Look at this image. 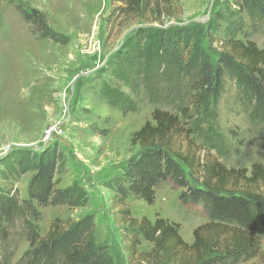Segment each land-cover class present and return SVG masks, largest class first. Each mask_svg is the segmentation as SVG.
<instances>
[{
  "label": "rangeland",
  "instance_id": "rangeland-1",
  "mask_svg": "<svg viewBox=\"0 0 264 264\" xmlns=\"http://www.w3.org/2000/svg\"><path fill=\"white\" fill-rule=\"evenodd\" d=\"M241 1L179 0L180 14L163 26L184 29L170 54L159 47L168 36L141 31L144 24L134 17L110 18L119 5L113 0H0V194L15 189L22 200L29 199L39 158L54 156V187L77 188L81 200L77 206H39V233L46 234L56 218L78 221L91 215L96 244L105 246L116 264H142L130 260L121 240L117 184L128 185L125 164L140 150L131 137L152 121L155 107L190 123L195 143L226 167L250 170L255 161L264 164L258 126L240 105L232 76L224 77L222 93L200 113L193 106L185 118L180 111L190 103L195 75L179 74L174 62L184 69L192 49L204 50L216 62L229 37L264 48V12L241 7ZM29 8L43 12L68 42L40 38L37 25L25 22L20 12ZM125 104L132 110L116 106ZM180 192L168 180L156 189L154 204L133 195L126 203L133 217L154 221L159 215L179 223L184 240L192 236L193 241L194 228L210 218L202 205L182 203ZM30 248L19 237L12 263ZM150 248L141 239L139 251ZM261 253L239 264H264V234Z\"/></svg>",
  "mask_w": 264,
  "mask_h": 264
},
{
  "label": "trees",
  "instance_id": "trees-1",
  "mask_svg": "<svg viewBox=\"0 0 264 264\" xmlns=\"http://www.w3.org/2000/svg\"><path fill=\"white\" fill-rule=\"evenodd\" d=\"M113 1L119 5L110 18L116 14L134 17L144 24L141 31L168 36L159 43L160 48L165 47L161 49L165 52L171 54V47L179 46L174 39L184 34V29L163 28L180 14L179 0ZM240 4L264 12V0H242ZM29 9H20V12L25 22L37 25L40 38L68 42V36L51 27L43 12ZM217 56L214 62L204 50L192 49L189 64L184 69L181 63L174 62L179 74L195 75L190 103L180 111L185 118L190 117L193 106L194 111L200 113L210 101L218 99L224 88V77L230 75L236 81L240 105L247 107L250 121L258 126L259 140L264 146V48L250 39L244 42L229 37ZM116 106L128 108L126 104ZM194 130L178 114L157 106L152 112V121H147L131 137V144L139 146L140 150L125 164L123 174L128 185L117 184L119 199L115 212L121 240L131 261L239 264L262 254L264 164L255 161L250 170L228 168L195 143ZM180 138L185 143H177ZM55 164L54 156L39 158L37 172L29 184V199L22 200L15 189L0 194V264H13L19 237H25L31 248L18 264H116L107 248L96 244V225L91 215L78 221L64 222L56 218L46 234L39 233L36 224L41 220L39 206H77L81 200L77 188L54 187ZM168 180L181 189L182 203L202 205L210 218L208 223L194 228L192 243L186 242L180 234L179 223L159 215L154 221L146 216L136 218L127 206L130 195L154 204L156 189ZM141 239L151 242L152 250L139 251Z\"/></svg>",
  "mask_w": 264,
  "mask_h": 264
},
{
  "label": "crops",
  "instance_id": "crops-1",
  "mask_svg": "<svg viewBox=\"0 0 264 264\" xmlns=\"http://www.w3.org/2000/svg\"><path fill=\"white\" fill-rule=\"evenodd\" d=\"M193 241H194V240H193ZM193 241H192V236H191V239H190L189 241H186V242H188V243H192ZM146 242H148V244L151 246V248H150L148 251L152 250V248H153V244H152L151 242H149V241H146ZM148 251H147V252H148Z\"/></svg>",
  "mask_w": 264,
  "mask_h": 264
},
{
  "label": "built area",
  "instance_id": "built-area-1",
  "mask_svg": "<svg viewBox=\"0 0 264 264\" xmlns=\"http://www.w3.org/2000/svg\"><path fill=\"white\" fill-rule=\"evenodd\" d=\"M54 130H55V127H54V128H51V129H50V132H51V131H54Z\"/></svg>",
  "mask_w": 264,
  "mask_h": 264
},
{
  "label": "bare ground",
  "instance_id": "bare-ground-1",
  "mask_svg": "<svg viewBox=\"0 0 264 264\" xmlns=\"http://www.w3.org/2000/svg\"><path fill=\"white\" fill-rule=\"evenodd\" d=\"M99 25V24H98Z\"/></svg>",
  "mask_w": 264,
  "mask_h": 264
}]
</instances>
